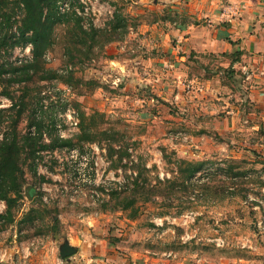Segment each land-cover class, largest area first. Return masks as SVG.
Wrapping results in <instances>:
<instances>
[{"label":"rangeland","instance_id":"374dc122","mask_svg":"<svg viewBox=\"0 0 264 264\" xmlns=\"http://www.w3.org/2000/svg\"><path fill=\"white\" fill-rule=\"evenodd\" d=\"M64 1L75 12H84V6H88L86 13H77L82 25L90 22L107 31L97 33L95 39L88 37L84 44L75 42L71 25L54 26L53 44L44 53V64L56 70L58 76L67 78L71 74L69 84L58 78L41 79L40 73L27 82L10 81V69L31 57V47L13 48L9 37L8 44H0V64L9 70L1 77L0 138L13 124L20 136L33 131L29 123L39 114L45 132L41 141H48L47 132L54 121L55 133L73 137L79 132L73 118L83 112L89 116L87 122L95 129L97 141L77 142L72 148H38L37 174L29 168L32 160L27 153L22 154L26 182L23 197L13 208L14 220L0 223V264H10L12 259L15 264H85L77 256L79 246L85 236L99 230L103 213L114 214L124 222L122 232L114 228L110 234L114 243L129 252L137 251L136 256L147 258L149 263L171 264L173 259L179 264L186 259L189 264H210L223 258H241L264 264V112L253 102L256 98H249V93L240 87L241 73L232 75L236 86L231 87L232 91L227 86L221 89L224 99L239 108L240 122L220 134L213 128L214 123L202 128V123L210 120L196 112L194 106L190 112L189 104L185 105L187 110L182 103L179 109L176 105L182 113L167 124L163 123L165 119L159 123L148 120L154 114L152 105L143 102L140 107L147 109L150 116L141 114L138 116L142 119H138L134 106L139 94L131 93L124 103H117L115 97L121 90L110 83L116 75L104 60L108 55L105 47L113 40L123 41L128 26L139 25L141 20L132 13L133 7L152 8L153 2ZM182 3L179 0V6ZM115 9L127 17L124 33L109 30L108 21ZM230 70H222V81L229 80ZM4 86L10 96L2 95ZM139 92L141 98L148 96ZM12 102L22 107L16 123L18 106L9 108ZM103 129L107 133L103 134ZM152 135L156 138L151 139ZM108 145L118 152L108 156ZM118 154H122L121 161ZM180 158L201 161L204 167L184 182L176 176ZM137 171L139 182L148 190L137 195V215L130 218V210H104L117 203L107 193L131 188ZM5 208V203L0 202V212ZM23 218L27 221H21ZM65 246L78 249L65 257L61 255Z\"/></svg>","mask_w":264,"mask_h":264},{"label":"crops","instance_id":"0c3cea01","mask_svg":"<svg viewBox=\"0 0 264 264\" xmlns=\"http://www.w3.org/2000/svg\"><path fill=\"white\" fill-rule=\"evenodd\" d=\"M149 1L153 2L152 8L131 9L140 18L139 25L128 26L123 41L113 40L105 47L108 55L104 60L116 75L110 83L121 90L115 97L119 100L117 103H124L131 93V96L139 94L135 98V116L138 119H142L143 116H138L141 114L150 116L145 112L147 109L140 107L141 103L148 102L154 114L162 113L160 116L153 114L148 120L159 123L165 119L163 123L167 124L182 113L176 110V105L179 109L180 103L189 104L190 109L185 106L184 110L191 112L194 106L196 112L210 120L202 121V128L214 123L213 128L220 134L221 130L233 128L240 122L239 108L235 109L221 94L225 86L230 91L231 87H236L232 75L240 72L243 81L240 87L249 93V98L251 95L256 98L253 102L264 112V74H256L251 80L241 70L250 66L264 71V0H183L180 6L179 0ZM230 4L239 8L237 15L230 16L224 10ZM228 68L237 70H230L229 80L224 82L219 75ZM139 91L148 96L141 98ZM162 131L165 134L163 128ZM167 137L170 141V136ZM154 138L152 135L151 139ZM100 217L99 230L85 236L79 246L77 256L85 264H153L147 258L137 257V251L129 252L128 248L114 243L110 234L114 228L123 231V220L114 214L103 213ZM73 249L70 255L78 248ZM177 262L171 259V264ZM10 264H15L13 259ZM179 264H189V261L185 259ZM210 264L253 263L247 259L223 258Z\"/></svg>","mask_w":264,"mask_h":264},{"label":"trees","instance_id":"16d2710c","mask_svg":"<svg viewBox=\"0 0 264 264\" xmlns=\"http://www.w3.org/2000/svg\"><path fill=\"white\" fill-rule=\"evenodd\" d=\"M60 1L0 0V44L7 43V39L10 38L11 42L9 45L13 48L31 47V57L22 61L19 65L13 66L10 71L5 67L4 63L0 64V87H3L1 77L6 70L12 74V77L9 78L10 81L27 82L32 79L31 77L34 74L40 73L39 77L41 79L58 78L63 83L69 84L72 78L71 74H68L67 78L62 75L58 76L56 70L44 64V53L53 44L52 32L56 24L71 25L69 30L75 37L76 43L85 44L88 41V37L95 39L97 33H106V28L101 29L90 22L87 26H83L81 16L74 10L60 12ZM108 24L110 25V32L120 30L121 33H124L128 25L127 17L115 9ZM10 30H12L11 35L8 36L7 32ZM112 39L109 37L108 40ZM2 91L3 96H10L6 86H4ZM21 104L23 105V103ZM17 106L14 118L15 123L18 122L17 119L22 111V107L17 102H12L9 107L16 108ZM1 112H3L2 109H0V114ZM40 117H42L41 114L30 121L29 127H33V131L20 136L17 134L16 125L13 124V128L10 131L4 132L0 138V202H4L6 205L5 210L0 212L1 224H9V222L14 220L13 208L19 204V200L23 197V185L26 182L23 153H27L28 156L26 157L32 160L29 168L33 174H37L38 165L35 161L40 151L38 148H72L77 145V142L97 141V138L93 135L95 129L87 122L89 116H86L83 112L77 117L79 120V132L73 137L65 138L55 133L53 129L56 122L54 121L50 127L51 130L47 132L49 135L48 141H41L45 132L43 131V119ZM101 132L105 134L107 133V129H103ZM75 138L76 142H74ZM117 152L118 149H115L113 145H108V156H112ZM163 155L164 158L167 157V155ZM118 157L119 161L123 158L122 154H118ZM178 163L179 170L176 176L184 182L190 181L204 167V163L201 161H192L184 158H180ZM138 175L140 176V171L133 178L131 188L120 191L114 189L110 193H107L109 198L117 200V203L113 208L106 207L104 210H130V218L137 215V208L135 206V202L138 199L137 195H144L148 192L147 189L146 191L144 190V184L139 182ZM42 178L44 179V176ZM21 221L25 222L27 219L23 218Z\"/></svg>","mask_w":264,"mask_h":264},{"label":"built area","instance_id":"2783aa9c","mask_svg":"<svg viewBox=\"0 0 264 264\" xmlns=\"http://www.w3.org/2000/svg\"><path fill=\"white\" fill-rule=\"evenodd\" d=\"M82 1L85 4H87L88 1L91 2V0H82ZM238 9L239 8H237L233 4H230V5L227 6V8H224V10L227 12L228 15L230 14V16L237 15L239 13ZM69 10H71L70 6H69V3L65 2L64 0L59 2V11L60 12H66V11H69ZM87 10H88V6H84V12H81L78 9H76V13H78L79 15H82L83 13H86ZM241 70L244 72V74L246 75L247 79H250V78L252 79L256 74L257 75L264 74L263 70L255 69V68L250 67V66L249 67H243ZM68 116H69V118H72L71 117L72 115H71L70 111H68ZM73 120H74V124L78 125V119L77 118L76 119L73 118Z\"/></svg>","mask_w":264,"mask_h":264},{"label":"water","instance_id":"95a60500","mask_svg":"<svg viewBox=\"0 0 264 264\" xmlns=\"http://www.w3.org/2000/svg\"><path fill=\"white\" fill-rule=\"evenodd\" d=\"M74 251V249L72 247H69V246H65L63 249H62V256H68L70 255L72 252Z\"/></svg>","mask_w":264,"mask_h":264}]
</instances>
